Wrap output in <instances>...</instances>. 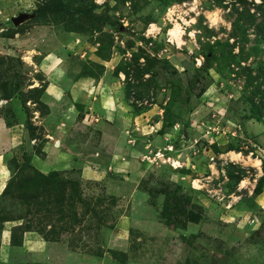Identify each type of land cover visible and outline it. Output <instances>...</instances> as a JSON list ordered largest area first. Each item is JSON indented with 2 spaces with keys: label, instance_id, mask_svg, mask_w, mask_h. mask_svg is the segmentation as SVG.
Listing matches in <instances>:
<instances>
[{
  "label": "rangeland",
  "instance_id": "obj_1",
  "mask_svg": "<svg viewBox=\"0 0 264 264\" xmlns=\"http://www.w3.org/2000/svg\"><path fill=\"white\" fill-rule=\"evenodd\" d=\"M48 55L112 76L141 116L109 131L133 167L111 170L116 140L71 127L78 156L36 169L23 103L45 112L27 88ZM0 116L37 139L0 151V264H264V0H0Z\"/></svg>",
  "mask_w": 264,
  "mask_h": 264
},
{
  "label": "crops",
  "instance_id": "obj_2",
  "mask_svg": "<svg viewBox=\"0 0 264 264\" xmlns=\"http://www.w3.org/2000/svg\"><path fill=\"white\" fill-rule=\"evenodd\" d=\"M37 67L43 73V78L34 79L33 84L29 85L27 90L43 86L39 102L45 107V112L42 114L38 108H35L38 104L33 99L29 98L23 103V105H29L32 125L36 127L38 134L42 133L44 140L41 147L43 159L37 155L31 158L34 160L36 169L46 173L57 169L58 165H63L66 160H72L73 157L78 156V153H74L66 144V137L71 127L83 129L84 131H79H82L85 137H90L89 135L93 133L91 127L96 128L100 142L112 140L110 138L116 140L113 147L109 143L111 147H108L106 151L114 150V152L109 151L112 160V165L109 166L111 170H126L133 167V161L136 162L134 159L136 151L126 146L122 131L116 137L112 136L114 134H110L109 131L114 128L115 124L122 129L126 121H130L133 127L137 126L141 116L128 114L121 94L114 90L116 86L110 79L112 76L105 72L98 79L92 76L72 78L63 74L60 67L55 68L58 64L51 55L43 57ZM17 122L7 126L3 117L0 116V151L12 150L24 145L32 148L36 144L37 139L27 133L23 122ZM133 131L137 129L133 128ZM128 149L130 156L133 157L132 160L127 158L124 160V154ZM97 154L98 151L91 153L90 156ZM82 168L83 174L86 175L90 168L87 166ZM6 172L5 169L0 168V192L8 180Z\"/></svg>",
  "mask_w": 264,
  "mask_h": 264
},
{
  "label": "trees",
  "instance_id": "obj_3",
  "mask_svg": "<svg viewBox=\"0 0 264 264\" xmlns=\"http://www.w3.org/2000/svg\"><path fill=\"white\" fill-rule=\"evenodd\" d=\"M34 89H37V88H34ZM34 89H33V90H34ZM39 89H41V92H40V96H41L42 93H43V86H41ZM11 96L14 97V95H11ZM16 96H17V95H16ZM16 96H15V97H16ZM40 96H39V98H40ZM39 98L37 97V100H38V101H39ZM23 181H24V182H29V179H24ZM23 181H22V182H23ZM22 182H21V183H22ZM19 183H20V182H19ZM19 183H18V184H19ZM254 192L257 193V194H260V193H261V180L257 183L256 187L254 188ZM25 231H27V230H23V232H25ZM11 242H12V244H14L12 240H11Z\"/></svg>",
  "mask_w": 264,
  "mask_h": 264
},
{
  "label": "built area",
  "instance_id": "obj_4",
  "mask_svg": "<svg viewBox=\"0 0 264 264\" xmlns=\"http://www.w3.org/2000/svg\"><path fill=\"white\" fill-rule=\"evenodd\" d=\"M172 148L171 147H167V148H165L164 149V151H170ZM157 159H161L162 160V162L163 163H167V162H170V158L169 157H167V158H165L164 157V154L163 153H160V152H157L155 155H154ZM179 164V163H178ZM173 166V165H172ZM177 167H180V164L178 165V166H176V168Z\"/></svg>",
  "mask_w": 264,
  "mask_h": 264
},
{
  "label": "bare ground",
  "instance_id": "obj_5",
  "mask_svg": "<svg viewBox=\"0 0 264 264\" xmlns=\"http://www.w3.org/2000/svg\"><path fill=\"white\" fill-rule=\"evenodd\" d=\"M169 34L172 36V38H174L176 40H179L180 31L178 29V26L176 25L173 29H171L169 31ZM235 156L238 157L239 155L238 154H235Z\"/></svg>",
  "mask_w": 264,
  "mask_h": 264
},
{
  "label": "water",
  "instance_id": "obj_6",
  "mask_svg": "<svg viewBox=\"0 0 264 264\" xmlns=\"http://www.w3.org/2000/svg\"><path fill=\"white\" fill-rule=\"evenodd\" d=\"M25 15H21L18 18H14L12 21L14 24H18L19 22H21L23 19H25Z\"/></svg>",
  "mask_w": 264,
  "mask_h": 264
}]
</instances>
